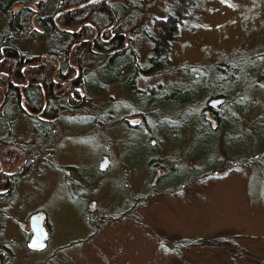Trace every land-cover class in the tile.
<instances>
[{
	"label": "trees",
	"instance_id": "obj_1",
	"mask_svg": "<svg viewBox=\"0 0 264 264\" xmlns=\"http://www.w3.org/2000/svg\"><path fill=\"white\" fill-rule=\"evenodd\" d=\"M151 1L0 0V205L25 177L19 172L27 170L31 135L53 138L57 127L70 134L74 123L86 130L121 128L124 169L165 171L154 192L181 193L234 169L230 164H247L264 183V108L250 115L249 100V92L264 95L263 84L250 78L264 82L263 45L251 53L237 47L220 63L177 68L174 44L188 22L200 21L197 11L207 0L158 5L154 16ZM135 38L148 43L147 55ZM214 99H221L217 107L209 105ZM92 166L83 180L97 183L104 170ZM149 202V195L138 196L129 213ZM81 211L84 221L93 216ZM3 220L0 213L4 262L15 252L3 238ZM215 241L237 246L234 238ZM199 243L180 241L176 252Z\"/></svg>",
	"mask_w": 264,
	"mask_h": 264
},
{
	"label": "rangeland",
	"instance_id": "obj_2",
	"mask_svg": "<svg viewBox=\"0 0 264 264\" xmlns=\"http://www.w3.org/2000/svg\"><path fill=\"white\" fill-rule=\"evenodd\" d=\"M175 1L152 0L151 15L156 14V6L168 7ZM197 16L200 21L188 22L182 38L174 44L177 68L223 62L237 47L250 53L264 47V0H207L204 7L200 4ZM190 25L196 29H189ZM134 42L143 56L147 55L148 43L138 38ZM250 78L263 84L264 90L258 76ZM249 94L253 103L250 115L257 114L264 108V95ZM103 110L104 105H97V112L103 114ZM118 130L122 131L119 127L86 130L74 123L72 135L59 127L53 138L31 135L29 152L38 156L37 165L21 180L10 200L0 205L5 224L1 232L15 252L1 264H264V183L251 167L230 164L228 169H234L211 181H197L181 193L164 195L153 190L157 173L151 168H123ZM104 161V174L98 176L97 183L66 168L96 165L99 170ZM156 169L160 175L165 172ZM147 195L150 202L129 213L134 199ZM92 200H96L95 210L89 207ZM83 207L93 213L85 221ZM40 210L48 216L51 240L44 251H33L19 223ZM222 238H234L237 246L216 243ZM184 240L200 243L176 252L177 243ZM240 252L248 256H239Z\"/></svg>",
	"mask_w": 264,
	"mask_h": 264
},
{
	"label": "water",
	"instance_id": "obj_3",
	"mask_svg": "<svg viewBox=\"0 0 264 264\" xmlns=\"http://www.w3.org/2000/svg\"><path fill=\"white\" fill-rule=\"evenodd\" d=\"M221 102V99L211 100L209 105L212 107H217ZM213 126H215V121H213ZM107 161L102 164V169L105 168ZM161 171L159 170L154 178V185L157 183L158 178L161 176ZM92 208H94L92 206ZM46 213L44 211H39L30 217V228L32 230V236L29 240L28 247L33 251H44L48 246L49 230L46 227Z\"/></svg>",
	"mask_w": 264,
	"mask_h": 264
},
{
	"label": "flooded vegetation",
	"instance_id": "obj_4",
	"mask_svg": "<svg viewBox=\"0 0 264 264\" xmlns=\"http://www.w3.org/2000/svg\"><path fill=\"white\" fill-rule=\"evenodd\" d=\"M64 121V120H63ZM66 122H68L69 124H72L73 123V121H71L70 119L69 120H66ZM29 156V157H28ZM25 158H27V160L24 162L26 165H28L27 166V170H20V172H19V174L21 175V176H23V174H24V178H26L27 176H28V172L34 167V166H36L37 165V162H38V156H32L31 155V153L30 154H28V155H26L25 156ZM29 158H31V160L29 159ZM104 163V162H103ZM102 163V164H103ZM102 164L99 166V170L100 171H103L104 169H102L101 167H102ZM67 169L69 168V169H74V170H77V169H82V168H80V167H78V166H74V165H70V166H68V167H66ZM66 168L65 169H63L62 171L64 172V174H65V172H66ZM69 171V170H68ZM0 172H2V169H1V171ZM70 172V171H69ZM7 175H12V173L11 172H5ZM87 173H88V170H87V168H85V169H83V170H77V176L79 177V178H82V179H84L86 176H87ZM18 174V175H19ZM17 175V176H18ZM89 175H90V173H89ZM65 177H68V176H66L65 175ZM4 191H2V193H3ZM69 199H71L70 197H69ZM10 200V199H9ZM72 200V199H71ZM92 206L94 207V210H95V208H96V200H92V202H91V205L89 206L90 208H92ZM41 211V210H40ZM37 212H39V211H37ZM37 212H34V213H32L30 216H29V219H28V227H27V225H26V223L27 222H20L19 223V227L21 228V230H23L28 236H29V239L31 238V236H32V230H31V228H30V217L32 216V215H34L35 213H37ZM83 211H81V213H82ZM46 227H47V229L49 230V239H48V244L50 243V241L49 240H51V232L50 231H52L51 230V227H50V223L48 222V216L46 215ZM1 263H3V262H1V259H0V264Z\"/></svg>",
	"mask_w": 264,
	"mask_h": 264
}]
</instances>
